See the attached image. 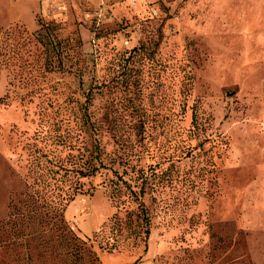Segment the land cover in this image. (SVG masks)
<instances>
[{"label":"rangeland","instance_id":"obj_1","mask_svg":"<svg viewBox=\"0 0 264 264\" xmlns=\"http://www.w3.org/2000/svg\"><path fill=\"white\" fill-rule=\"evenodd\" d=\"M42 1L0 0V264H264V0Z\"/></svg>","mask_w":264,"mask_h":264},{"label":"trees","instance_id":"obj_2","mask_svg":"<svg viewBox=\"0 0 264 264\" xmlns=\"http://www.w3.org/2000/svg\"><path fill=\"white\" fill-rule=\"evenodd\" d=\"M139 206L142 211L141 213L143 214L142 218L144 220V223L148 222L147 216L145 215V211L142 208V205L140 204ZM119 225H120L119 221L114 220L110 227L112 231L110 235H106L105 233H101V234L98 233L99 235L98 234L94 235L95 241H97L99 248L108 249V250L116 249V247L118 246V243L120 242V240H117V233H118ZM144 233H145L144 238H146L148 236V230L146 229Z\"/></svg>","mask_w":264,"mask_h":264},{"label":"crops","instance_id":"obj_3","mask_svg":"<svg viewBox=\"0 0 264 264\" xmlns=\"http://www.w3.org/2000/svg\"><path fill=\"white\" fill-rule=\"evenodd\" d=\"M64 5L66 7L67 10V2L66 0H44L42 1V9L40 8V10L43 13V16H47L48 13H54V11H52L51 9H54L56 7V5ZM105 3L103 2V0H101L97 5H96V9H98L100 6H103ZM102 11L104 10L103 8H101ZM56 13H58V15L63 14L60 11H57ZM66 14V12H65ZM31 18V20L33 21L32 17L29 16Z\"/></svg>","mask_w":264,"mask_h":264},{"label":"built area","instance_id":"obj_4","mask_svg":"<svg viewBox=\"0 0 264 264\" xmlns=\"http://www.w3.org/2000/svg\"><path fill=\"white\" fill-rule=\"evenodd\" d=\"M101 8H102V6H100L98 8L99 11L96 14H94V16H91L92 18H95L96 21H99L98 18L101 17V13H102ZM55 9L62 12L63 14H65V12H66V7L63 4L62 5H56ZM153 14L156 15V11H153ZM86 17H90V15H87ZM123 44L126 47L129 45V42L126 40ZM263 126H264V124H263Z\"/></svg>","mask_w":264,"mask_h":264}]
</instances>
